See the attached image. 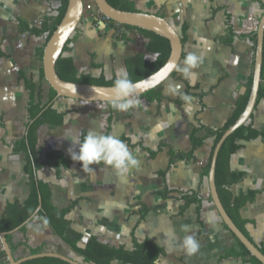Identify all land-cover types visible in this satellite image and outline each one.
<instances>
[{"label":"crops","instance_id":"1","mask_svg":"<svg viewBox=\"0 0 264 264\" xmlns=\"http://www.w3.org/2000/svg\"><path fill=\"white\" fill-rule=\"evenodd\" d=\"M47 1L0 0V219L8 204H25L30 195L26 157L23 153H14L12 145L28 132L29 93L20 74L29 77L24 60L28 56L35 60L40 46L27 55L26 42L30 35L22 34L19 25L24 22L31 28H40L51 16ZM130 1L138 12L166 19L181 39L185 37L181 64L176 74L160 87L164 101L150 103L140 99L139 106L119 111L101 103L58 99L56 109L66 113L64 125L41 127L37 152L41 161L47 160L48 153L54 150L70 157L68 149L75 148L89 129H96L126 142L139 161L138 167L122 177L103 164L93 166L95 173H85L81 164L75 162L59 174L44 168L38 173V179L50 187L53 203L59 210L73 204L67 219L83 235L82 247L90 238L97 237L104 244L132 250L135 238L140 243L153 241L164 249L160 264L163 261L167 264H246L241 259H224L236 241L224 228L214 204L208 201L210 188L208 179L203 178V170L209 161L213 140L196 149L193 160L179 161L171 167L169 151H191L190 136L195 127L219 129L231 118L236 101L246 90L254 56L252 41L238 36L257 33L264 4L260 0ZM228 25L238 35L230 44L227 43ZM121 34H126L128 44L111 37L86 36V32L82 35V41L92 46L90 55L100 54L105 60L99 65L111 67L109 76H115L112 65L125 51L138 49L123 56L124 67L128 58L146 54L145 38L133 31L124 30ZM98 45L101 48L96 52ZM189 54L199 58L192 69L195 79L182 71ZM67 57L75 61L73 55ZM146 58L155 59L148 54ZM185 95L193 98L195 108L191 115L185 111ZM252 123L264 132V101L255 109ZM240 144L242 148L232 157L231 168L245 173V177L233 190L236 194L258 193L255 201L242 210V216L250 222L247 230L255 244L264 247V138ZM162 146L163 151L151 157L150 151L156 152ZM164 190L174 193L164 199L160 195ZM181 192L200 193L201 218L197 205L180 213ZM183 225L190 227L200 243L195 254L189 255L181 247V241L188 234L183 231ZM24 227L26 231L21 229L8 235L16 260L33 256V250L44 248L43 253L60 254L85 264L44 218L37 215ZM112 264L126 263L114 261Z\"/></svg>","mask_w":264,"mask_h":264},{"label":"trees","instance_id":"2","mask_svg":"<svg viewBox=\"0 0 264 264\" xmlns=\"http://www.w3.org/2000/svg\"><path fill=\"white\" fill-rule=\"evenodd\" d=\"M59 3L57 13L54 17L45 21L40 28H31L26 23L20 22L19 30L22 34H29L37 38L46 37V43L43 47L36 50L37 58L42 62L44 56V48L61 23L69 0H56ZM113 7L121 11L138 12L135 4L130 0H107ZM87 12V11H86ZM102 16V15H101ZM104 18V17H102ZM110 29L119 28L120 30L133 31L141 35L147 41L146 54L155 57L153 61L146 58V54H138L134 57L128 58L125 61V67L129 74L130 79L137 83L157 71H159L167 62L170 53V42L149 31H145L138 28L118 25L113 21L104 18ZM80 32V28L77 30L76 35ZM238 36V35H237ZM233 31L231 25H228V41L234 37H237ZM76 36L71 38L64 50V53L57 63V73L60 78L67 82L91 84L98 86H113L114 78L108 79L105 74H101L99 77H94L92 74H81L75 64L72 57H67L65 54L69 51L70 45L75 41ZM242 40L250 39L254 44V56L252 63V70L248 82L246 84L245 92L238 98L235 103L234 111L229 121L219 129H213L207 126L199 125L195 127L190 136L191 151L187 153H176L173 150L169 151L170 167L179 161H190L194 159L196 149L203 146L206 141L212 139V149L209 157V161L203 170V178L208 179L211 159L215 149V146L221 139L223 133L229 129L240 117L245 110L252 87L253 74H254V59H255V47L257 43V33L240 35L238 36ZM121 41L128 44L129 39L126 34H121ZM182 43H185V37L182 38ZM93 69H102V65L92 64ZM176 73H174L175 75ZM173 75V76H174ZM40 78L45 80L43 68L40 70ZM20 79L24 82L26 90L29 93L28 103V132L27 135L15 142L12 147L14 153H23L26 157L25 173L28 176L27 186L30 190V195L25 204L15 202L8 204L6 211L0 219V233L11 232L18 227L22 226L38 209L40 200H42V210L38 216L44 218L49 227L58 235L71 249L80 257L85 264H112L114 261H123L126 264H158L160 259L165 255L163 248L158 246L155 242L146 240L145 242H138L133 238V249L127 250L125 247H114L108 244L102 243L97 237L89 239L85 247L81 246L83 235L72 228L71 222L67 219L68 214L73 210V204L67 209L59 210L53 203V194L50 187L38 179V173L44 168H51L56 171L57 174L62 169L69 168L75 162L67 157L61 151L54 150L48 153L47 160L41 161L37 152L39 142V129L41 126H48L50 128H58L64 125L66 113H61L55 108L57 102V93L50 88L48 102L43 103L42 96L38 92L36 84L25 73L20 74ZM189 91V89H188ZM202 98V96H200ZM150 103H161L165 97L163 91L160 88L154 89L145 95L139 97ZM264 101V68L262 72V83L259 91V97L257 106ZM112 107V103L105 104ZM257 108V107H256ZM253 115L247 125L238 129L224 144L217 163L216 170V183L221 201L232 218L237 227L255 244L251 238L247 226L249 221L242 216V210L250 203H253L258 195L257 192L239 193L236 194L233 188L240 184L245 173L239 171H233L231 168L232 157L242 148L241 141L250 142L259 138H264V132L254 128ZM112 122V119H109ZM201 134H203L201 136ZM85 135V134H84ZM83 135V136H84ZM83 139V137H82ZM164 147H160L158 151H150L151 157L155 158ZM163 175H166V173ZM174 193L169 190L160 192V195L164 199L170 198V195ZM180 201L183 203L181 208V214H184L192 205H197V213L201 215V207L203 204V198L200 193L181 192ZM208 201L211 204L213 200L209 196ZM219 216V215H218ZM200 220V219H199ZM221 220V219H220ZM222 222V221H221ZM202 224V221L200 220ZM224 228L231 234L229 229L222 222ZM27 227H23L21 231H26ZM203 231L200 232V235ZM232 235V234H231ZM236 241V246L227 251L224 259H241L246 264H262L250 252L232 235ZM8 242L11 240V236H8ZM256 245V244H255ZM260 251L264 254V247L256 245ZM44 252V248H38L32 251L33 255H38ZM4 256L6 254L4 252ZM7 258V257H6ZM23 264H70L56 258H41L32 260ZM160 264V262H159Z\"/></svg>","mask_w":264,"mask_h":264},{"label":"water","instance_id":"3","mask_svg":"<svg viewBox=\"0 0 264 264\" xmlns=\"http://www.w3.org/2000/svg\"><path fill=\"white\" fill-rule=\"evenodd\" d=\"M98 12L106 19L115 22L118 25L142 29L155 33L170 42L171 53L166 64L153 75L137 82V98L146 93L157 89L167 83L174 73L178 70L183 59L184 45L181 36L176 29L164 18L142 12L121 11L113 7L107 0H93ZM264 4V0H260ZM86 13L84 0H69L66 13L47 42L44 48L43 71L45 80L56 93L57 99L65 98L86 103H111L113 96V86H98L91 84H80L64 81L57 73V63L62 57L69 40L76 34ZM264 68V14L260 20L257 30V43L255 47L254 74L247 106L237 121L227 129L217 145L215 146L208 183L210 195L213 200L215 209L225 226L231 234L255 257L259 262L264 264V254L260 249L237 227L232 218L227 213L216 183V170L220 152L225 142L241 127L248 124L257 107L259 91L262 83V72ZM28 131V130H27ZM42 210V200L35 213L20 227L8 232L0 233V241L6 254L9 264H23L32 260L41 258H56L70 264H81L76 260L55 253H41L29 256L27 258L16 260L13 256L12 249L7 241L8 235L14 234L27 226L37 217Z\"/></svg>","mask_w":264,"mask_h":264},{"label":"clouds","instance_id":"4","mask_svg":"<svg viewBox=\"0 0 264 264\" xmlns=\"http://www.w3.org/2000/svg\"><path fill=\"white\" fill-rule=\"evenodd\" d=\"M100 27L103 28L104 25L101 24ZM198 60L199 58L193 54L186 57L182 71L187 77L195 79L196 74L192 69ZM137 88L138 85L130 79L126 68L118 67L113 81L112 107L119 111H128L139 106L142 101L137 98ZM183 100L186 113L191 115L195 108L193 98L185 95ZM103 127L101 124L100 128ZM76 143L77 146L70 147L68 152L74 162L81 164L85 173H95L96 168L93 166L103 164L114 170L117 175L124 177L139 165V161L132 155L126 142L102 130L89 129L83 139ZM182 229L188 233L181 241L182 249L189 255L197 253L200 248L198 239L191 233L188 225H183ZM163 264H167V261H163Z\"/></svg>","mask_w":264,"mask_h":264},{"label":"rangeland","instance_id":"5","mask_svg":"<svg viewBox=\"0 0 264 264\" xmlns=\"http://www.w3.org/2000/svg\"><path fill=\"white\" fill-rule=\"evenodd\" d=\"M49 4V14H51V16L49 18H52L56 15L57 13V8L59 6V3L56 0H48L47 1ZM85 4L86 3H94L93 0H84ZM97 10V8H96ZM103 17L101 16V14L98 12L97 10V18L98 20ZM48 18V19H49ZM106 22V21H105ZM106 27L109 29V31H106L104 29H102L99 24L98 21L93 20L91 14L89 12L85 13L84 19L82 21V23L80 24L79 28H80V32L74 36H76L75 41L70 45L69 47V51L65 54V56L68 55H73V57L75 58V64L77 66L78 71L81 74H92L94 77H99L102 74H105L106 77L108 79H111L115 76H109L108 75V70L109 68H111L109 65L107 66H103L102 69H93L92 68V64H97L99 65L100 62H104V59L100 58V54H96L94 56L90 55V51L92 49V46H90V44H85L82 40H83V34L86 32V36H98L100 39L101 38H106V37H111L112 39H116V40H120L121 39V32L124 30H120L119 28L116 29H110L108 27V25H106ZM73 36V37H74ZM72 37V38H73ZM89 40V39H88ZM46 43V37H40V38H36L34 36H28L27 37V42H26V53L27 55L30 54V52L33 51V49L35 47H43ZM98 48H96V52H99V45L97 46ZM142 50V48H139ZM35 50V49H34ZM134 50H138L136 48H134ZM133 50V51H134ZM133 51H125V54L121 56H119L115 61H114V66L112 65V68L114 67L115 69H117L118 67L123 66V56L125 55H131L133 53ZM24 62L26 63V69L29 71V77L31 78V80L36 84L38 92L41 94L42 96V101L43 103H47L48 102V97H49V93H50V87L48 85V83L46 81H43L40 78V69L41 67H43V63L36 57L35 60L31 59L30 56H28ZM124 67V66H123ZM169 81V80H168ZM167 81V82H168ZM162 87V86H161ZM160 88V87H159ZM57 103V102H56ZM55 108H56V104H55ZM43 127V126H41ZM40 127V128H41Z\"/></svg>","mask_w":264,"mask_h":264},{"label":"built area","instance_id":"6","mask_svg":"<svg viewBox=\"0 0 264 264\" xmlns=\"http://www.w3.org/2000/svg\"><path fill=\"white\" fill-rule=\"evenodd\" d=\"M86 7V11L89 12L93 18V20L98 21L99 26L101 24L104 25V27L102 29L109 31V29L106 27L107 23L105 22L104 18H100L98 20L97 18V10H96V5L95 3H86L85 4ZM0 264H9L6 257L4 256V250L3 247L0 245Z\"/></svg>","mask_w":264,"mask_h":264}]
</instances>
